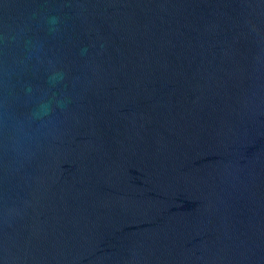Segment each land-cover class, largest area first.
<instances>
[{
	"label": "water",
	"instance_id": "obj_1",
	"mask_svg": "<svg viewBox=\"0 0 264 264\" xmlns=\"http://www.w3.org/2000/svg\"><path fill=\"white\" fill-rule=\"evenodd\" d=\"M0 264H264V0H0Z\"/></svg>",
	"mask_w": 264,
	"mask_h": 264
}]
</instances>
